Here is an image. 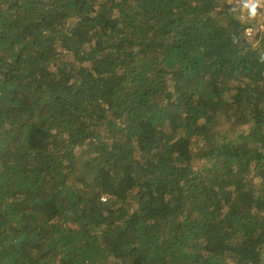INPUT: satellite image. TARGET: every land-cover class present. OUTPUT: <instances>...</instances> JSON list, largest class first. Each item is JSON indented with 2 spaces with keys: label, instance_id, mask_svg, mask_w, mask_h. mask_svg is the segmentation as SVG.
<instances>
[{
  "label": "trees",
  "instance_id": "obj_1",
  "mask_svg": "<svg viewBox=\"0 0 264 264\" xmlns=\"http://www.w3.org/2000/svg\"><path fill=\"white\" fill-rule=\"evenodd\" d=\"M244 7L0 0V264H264Z\"/></svg>",
  "mask_w": 264,
  "mask_h": 264
},
{
  "label": "built area",
  "instance_id": "obj_2",
  "mask_svg": "<svg viewBox=\"0 0 264 264\" xmlns=\"http://www.w3.org/2000/svg\"><path fill=\"white\" fill-rule=\"evenodd\" d=\"M245 4L252 6L254 8L249 9L250 14L253 10L257 9L259 12L258 15V25L255 27L253 23H250L253 20L252 17H246L245 15H241L240 22L242 23L244 34L247 37H252L256 32L264 31V0H234V6L240 7L241 11H247L244 7ZM245 14V13H244Z\"/></svg>",
  "mask_w": 264,
  "mask_h": 264
}]
</instances>
